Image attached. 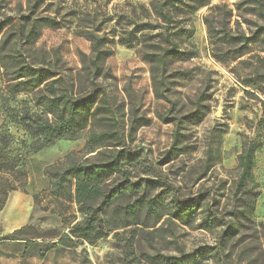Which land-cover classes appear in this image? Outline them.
Instances as JSON below:
<instances>
[{
    "label": "rangeland",
    "instance_id": "374dc122",
    "mask_svg": "<svg viewBox=\"0 0 264 264\" xmlns=\"http://www.w3.org/2000/svg\"><path fill=\"white\" fill-rule=\"evenodd\" d=\"M154 1L164 2L0 0V23L6 17L16 22L27 10L52 23L22 52L57 73L61 81L52 86L58 95L66 98L68 91L75 100L106 92L116 120L125 122L126 147L137 162L131 171L143 182L140 193L146 192L148 203L156 206L154 214L148 211L149 220L142 219L149 228L136 226L124 213L138 197L126 196L117 202V221L112 222L126 228L93 245L72 237V227L85 216L74 203L51 195L46 168L73 152L88 156L90 128L35 153L37 140L18 118L42 115L44 110L33 94L9 91L0 64V205L15 191L33 203L30 207L24 197L7 212L10 218L2 216L0 264H149L144 252L151 258L174 256L205 245L217 247L220 260L205 258L197 264H264V80L258 77L264 70V52L253 45L246 56L222 62L213 52L204 21L214 13L218 19L226 15L234 32L249 35L258 19L246 0H198L207 5L196 13L180 7L166 24L156 15ZM218 7L222 9L216 11ZM92 35L104 39L102 49L110 50L100 62L104 76L99 79L82 74L83 56L90 59L92 54ZM170 41L183 57H168L165 65L145 59L144 54L164 56ZM251 141L260 148L244 194L237 191V168ZM176 196L201 197L193 228L172 217ZM208 211L218 219L209 225L204 223Z\"/></svg>",
    "mask_w": 264,
    "mask_h": 264
},
{
    "label": "trees",
    "instance_id": "16d2710c",
    "mask_svg": "<svg viewBox=\"0 0 264 264\" xmlns=\"http://www.w3.org/2000/svg\"><path fill=\"white\" fill-rule=\"evenodd\" d=\"M246 2L250 4L249 10L252 16L258 19V22L254 23L255 31H251L249 35L234 32L226 20V15L218 19L214 13L204 18L210 45L216 57L222 62L229 63L246 56L253 45H258L264 52V0H246ZM206 5L204 2L199 3L198 0H164L163 3L159 1L152 3L156 15L166 24L173 22L174 14L180 7L186 6L191 13H196ZM166 8H168L167 12ZM219 9L222 7L216 8V11ZM36 14V11H21L19 16H16V22L6 17L5 21L0 23V64L4 75L9 79L11 86L9 91L16 94H33L36 105L44 110L42 115H26L18 118V123L37 140L35 153L63 138L75 139L79 131L90 128V137L86 145L90 157L81 156L80 151L73 152L60 163L46 168L50 178L51 195L58 200L74 203L78 211L85 216L82 222L72 227V237L93 245L98 240L110 236L113 231L126 228L123 225H112V222L117 221L115 217L119 211L116 204L126 196H135L138 199L132 205L125 207V217H130L133 225L149 228V224H145L142 219L149 220L148 211L154 214L156 206L148 203L146 192L140 193L143 182L136 179L131 171V168H137V162L126 147L125 139L129 138V135H124L126 125L125 122L121 124L116 120V111L111 107L109 96L105 91L91 92L75 100L69 96L68 91L66 98L58 95V90L52 86L61 81L60 77L56 79L57 73L52 72L50 66L42 67L39 63L30 60L22 52L25 46H33L36 43L44 27L52 26L48 18H39ZM91 40L94 42L92 54L90 59L83 56L82 74L99 79L104 76L100 62L106 59L110 50L102 49L105 44L104 39L92 35ZM170 45L171 48L165 51L164 56H159L157 53L144 54L145 59L151 65H165L168 57L184 56L176 42L170 41ZM258 77L264 80V70L258 72ZM153 78L156 82L155 75ZM160 84L164 85L163 82ZM48 116H51V119ZM259 148L256 141H251L248 148H245L239 156L238 192L248 193L244 189L251 180L255 165L254 157ZM210 154L212 149L209 151ZM114 176L116 177L112 179ZM7 197L1 202L0 211L6 206ZM200 201L201 197L181 200L176 196V212L172 217L183 226L193 228L191 223L198 215ZM207 213V218L204 219L207 225L213 219L218 220L211 212ZM205 227L209 229L208 226ZM64 238L69 236L65 235ZM65 240H61L60 244ZM145 241L151 247L150 238L147 237ZM143 256L149 264H197L205 258L220 260L217 247L209 245L189 253L181 251L179 255L174 256L158 254L151 258L149 252H144Z\"/></svg>",
    "mask_w": 264,
    "mask_h": 264
},
{
    "label": "crops",
    "instance_id": "0c3cea01",
    "mask_svg": "<svg viewBox=\"0 0 264 264\" xmlns=\"http://www.w3.org/2000/svg\"><path fill=\"white\" fill-rule=\"evenodd\" d=\"M24 197H25V195L19 191H15L14 193L10 194L9 198L7 199L8 202H7L6 206L4 207L3 210L0 211V225H2L4 222V217H2V216H5V218H10L8 216L9 213H7V212H9L11 207L20 204L21 200L24 199ZM25 199L27 200L26 197H25ZM27 201H29V205H30V207H32L33 206L32 201L30 199H28ZM17 230H19V229H16V231ZM16 231H11L12 232L11 235L16 233Z\"/></svg>",
    "mask_w": 264,
    "mask_h": 264
}]
</instances>
